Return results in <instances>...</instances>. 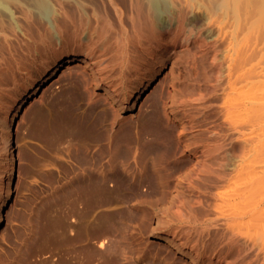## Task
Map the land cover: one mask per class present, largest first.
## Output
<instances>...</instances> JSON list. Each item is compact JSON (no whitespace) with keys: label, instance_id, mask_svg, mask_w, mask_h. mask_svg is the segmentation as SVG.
<instances>
[{"label":"rangeland","instance_id":"374dc122","mask_svg":"<svg viewBox=\"0 0 264 264\" xmlns=\"http://www.w3.org/2000/svg\"><path fill=\"white\" fill-rule=\"evenodd\" d=\"M3 12L1 105L59 46L47 17L25 24ZM157 61L156 89L150 93L148 85L133 111L110 103L88 71L76 68L21 108L14 121L15 167L1 206L0 264H264L242 242H229L207 186L188 178L195 150L226 128L213 97L181 102L203 87L205 62L188 71L175 51ZM122 80L121 96L129 100L135 76ZM76 82L85 95L78 104L71 93ZM86 109L90 129L76 132V114ZM3 170L0 162V195Z\"/></svg>","mask_w":264,"mask_h":264},{"label":"bare ground","instance_id":"6f19581e","mask_svg":"<svg viewBox=\"0 0 264 264\" xmlns=\"http://www.w3.org/2000/svg\"><path fill=\"white\" fill-rule=\"evenodd\" d=\"M4 10L25 24L47 17L59 46L22 91L0 104V162L6 173L0 219L15 167L14 121L30 97L64 71L86 69L110 103L133 111L148 85L150 93L156 89L155 61L175 51L188 71L198 70L197 60L205 62L203 87L189 90L181 102L213 97L226 127L195 150L189 181L207 186L229 242H242L264 259V0H0L1 44ZM132 74L136 82L127 100L119 88ZM75 90L78 104L85 95L77 82ZM88 114V109L76 114V132L89 131ZM190 120L185 117L186 130ZM163 241L187 253L170 239Z\"/></svg>","mask_w":264,"mask_h":264}]
</instances>
